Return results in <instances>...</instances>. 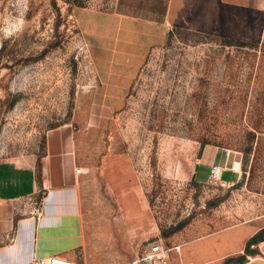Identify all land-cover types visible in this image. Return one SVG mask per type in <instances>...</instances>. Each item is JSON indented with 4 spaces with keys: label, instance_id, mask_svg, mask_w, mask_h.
<instances>
[{
    "label": "rangeland",
    "instance_id": "1",
    "mask_svg": "<svg viewBox=\"0 0 264 264\" xmlns=\"http://www.w3.org/2000/svg\"><path fill=\"white\" fill-rule=\"evenodd\" d=\"M115 1L0 0V160L38 166L48 130L74 131L84 172L75 264H141L155 232L192 223L264 229V11L257 37L150 47L127 96L103 100L109 87L74 13ZM161 55L172 64L162 74ZM223 151L238 156L241 180H194Z\"/></svg>",
    "mask_w": 264,
    "mask_h": 264
},
{
    "label": "crops",
    "instance_id": "2",
    "mask_svg": "<svg viewBox=\"0 0 264 264\" xmlns=\"http://www.w3.org/2000/svg\"><path fill=\"white\" fill-rule=\"evenodd\" d=\"M260 11L264 0H116L109 11L78 8L74 14L97 62L100 84L109 87L110 97L103 100H116L124 87L127 96L150 47L163 48L174 40L190 47L192 36L206 42L252 37L253 32L257 37ZM156 65L162 74L172 64L161 55ZM215 154L204 158L206 167L197 168L194 180L205 181L209 164L218 162L225 165L222 179L237 184L243 175L238 156ZM76 166L75 136L68 125L46 132L38 166L0 160V264H32L54 255L75 264L84 245L83 176L74 172ZM29 197L40 202L38 217L21 213ZM262 230L254 220L237 219L214 226L192 223L180 232L153 236L169 249L166 264H224L241 255L240 264H264V236L246 254L248 241Z\"/></svg>",
    "mask_w": 264,
    "mask_h": 264
},
{
    "label": "built area",
    "instance_id": "3",
    "mask_svg": "<svg viewBox=\"0 0 264 264\" xmlns=\"http://www.w3.org/2000/svg\"><path fill=\"white\" fill-rule=\"evenodd\" d=\"M225 152L228 153L227 151ZM208 169L207 181L210 186H227V182L222 179V174L225 171V165L218 162H212L209 164ZM74 172L78 175H82L84 173L81 166H76ZM40 212V202L33 197L27 198L22 205V214H29L31 216L38 217ZM168 252V248L162 245L159 241H155L149 246L148 250L145 251L137 262H140L141 264H166L169 257ZM32 264H74V262L54 255L34 259Z\"/></svg>",
    "mask_w": 264,
    "mask_h": 264
},
{
    "label": "trees",
    "instance_id": "4",
    "mask_svg": "<svg viewBox=\"0 0 264 264\" xmlns=\"http://www.w3.org/2000/svg\"><path fill=\"white\" fill-rule=\"evenodd\" d=\"M264 236V230L258 233L257 235L253 236L247 243L246 246V254L254 252L252 249H250L251 244L257 243L262 237ZM245 260V255H241L238 257H231L224 261V264H240Z\"/></svg>",
    "mask_w": 264,
    "mask_h": 264
}]
</instances>
